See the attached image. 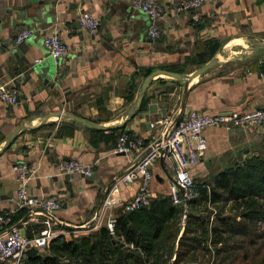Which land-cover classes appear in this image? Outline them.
<instances>
[{"label": "crops", "instance_id": "obj_1", "mask_svg": "<svg viewBox=\"0 0 264 264\" xmlns=\"http://www.w3.org/2000/svg\"><path fill=\"white\" fill-rule=\"evenodd\" d=\"M29 1L0 0V84L12 80L20 91L16 104L0 99V211L15 208L14 198L24 186L14 168L19 163L35 168L25 183L31 195L62 201L53 226L72 227L76 234H88L107 223L110 210L100 206L108 192L118 202L115 214L121 203L136 195L139 181L118 179L132 159L147 149L130 155L115 153L112 145L119 131L112 137L70 115L103 126L123 124L125 132L152 143L160 132L151 129L150 122L168 112L178 119L193 109L209 113L264 109V0H210L189 10H178L180 0H157L162 6L157 40L149 35V16L135 10L131 0H48L37 19L39 33L28 21L15 20L16 12L9 13ZM85 11L100 19L96 33L80 23ZM24 28L32 29L33 36L17 44L15 37ZM57 30L68 47L59 67L44 43ZM213 40L220 47L202 63L200 54L211 52ZM213 58L218 63L188 83L166 73L155 75L146 93L147 109L138 112L142 86L150 73L163 69L187 77ZM133 110L136 114L126 121ZM47 124L55 126L42 127ZM204 133L208 145L192 169L196 180L249 154L264 153V128L215 126ZM71 160L91 166L94 178L75 173L70 188L60 166ZM152 171L155 195L170 194L173 164L160 158ZM44 218L27 212L17 224L26 232ZM94 218L93 226L79 228Z\"/></svg>", "mask_w": 264, "mask_h": 264}, {"label": "trees", "instance_id": "obj_2", "mask_svg": "<svg viewBox=\"0 0 264 264\" xmlns=\"http://www.w3.org/2000/svg\"><path fill=\"white\" fill-rule=\"evenodd\" d=\"M213 41L211 52L200 54L202 63L220 47ZM149 101L146 94L139 113ZM48 126L55 124L42 127ZM116 131L119 135L112 148L123 133L139 137L122 127L101 132L113 137ZM196 184L197 195L185 203L175 204L170 193L155 195L149 206L134 211L117 208L115 235L107 224L81 235L72 227L54 224L56 234L47 245L28 248L19 264H264V153L249 154ZM7 212L11 210L0 211ZM27 212L23 208L11 213L12 224ZM43 220L27 227L28 236L47 229Z\"/></svg>", "mask_w": 264, "mask_h": 264}, {"label": "built area", "instance_id": "obj_3", "mask_svg": "<svg viewBox=\"0 0 264 264\" xmlns=\"http://www.w3.org/2000/svg\"><path fill=\"white\" fill-rule=\"evenodd\" d=\"M210 0H180L178 10H189L198 8ZM135 10L146 13L151 24L149 35L153 40L161 37L159 18L162 13V6L157 0H131ZM82 25L96 33L100 27V19L89 11L82 12L79 16ZM33 36V30L24 28L16 37L15 42L21 44L26 39ZM44 43L52 55L56 66H61L67 45L60 36L59 30L46 36ZM38 59L37 62H40ZM0 99L7 104H16L20 99V91L14 82L7 81L0 84ZM215 126H223L230 130L233 128L259 129L264 128V109L232 111L228 113H209L198 110L184 111L177 119L172 112L162 115L150 122L151 129L159 130V136L152 143L145 145L142 137H133L128 133H123L117 140L113 148L115 153L133 154L134 152L146 148L147 151L138 158L132 159L130 165L119 176L120 181H139L136 195L120 206L124 212L134 211L143 206H149L155 197L152 186L153 171L152 166L158 159L170 161L173 164L174 176L171 193L175 204L186 202V196L191 198L197 195V184L192 169L200 160L201 154L207 148L208 141L205 130ZM20 179L24 186L19 189L14 198L15 208L11 212L0 213V263H6L15 258L11 264H19L28 248L44 247L49 239L56 233L53 231V221L56 218V211L62 207V201L57 198H46L33 196L25 187V183L35 171L33 165L19 163L15 165ZM63 173H80L91 175L93 168L83 162L71 160L64 162L60 166ZM179 186L185 189L182 194ZM113 192H108L100 210H110L107 226L111 234L115 235L116 214L113 212L117 200ZM26 208L29 212L40 213L45 216L47 229L40 235L34 237L21 228L20 224H12L11 213ZM99 216V214H98ZM186 214L182 223H185Z\"/></svg>", "mask_w": 264, "mask_h": 264}, {"label": "water", "instance_id": "obj_4", "mask_svg": "<svg viewBox=\"0 0 264 264\" xmlns=\"http://www.w3.org/2000/svg\"><path fill=\"white\" fill-rule=\"evenodd\" d=\"M57 0H52V3H56ZM34 4H37L39 5L40 7H37L34 9L33 5ZM49 4L48 0H30L29 2H26L24 4H18L16 6H14L12 9L9 10V13L12 14L14 12H16V18L15 20H21V19H24L26 21H28L29 25L33 28L35 27L37 30H36V33H39V24H38V21L37 19L40 18L42 16V13L45 9V6H47ZM30 9H34V12H29L28 10ZM21 46V45H20ZM218 63V59L217 58H213L211 59L209 62H207L206 64H203L202 66H200L194 73H192L190 76H183L181 75L180 73L178 72H173V71H169V70H163V69H157L155 71H153L152 73H150L144 83H143V86H142V90H141V93H140V104H142L143 102V99L147 93V90L149 88V85H150V82L151 80L153 79V77L155 75H157L158 73H166V74H169L173 77H176L178 79H181V80H185L187 83L195 76L201 74V73H204L206 72L208 69H210L211 67H213L215 64ZM11 76H13V74H11ZM14 77V76H13ZM17 85L19 84L18 80H15ZM187 94H188V90L186 89L185 90V94H184V99H183V102L186 101V98H187ZM184 105V103H183ZM137 110H133L128 118L126 119V121H129L135 114H136ZM90 126H94L96 128H99V129H113L115 127H121V125H118V126H114V125H111V126H103L101 124H98L94 121H91V120H87L86 118H83V117H79V116H76V115H70ZM16 133H18V130H16V132L14 134H12L10 136V138L8 139L7 143H9L16 135ZM162 160H164L162 158ZM82 178H85L87 180L91 179V178H94V174H91V175H88V174H81L80 175ZM75 178V173H66L65 174V180L66 181H69V187L71 188L72 187V181ZM180 188V191L182 194L185 193V189L182 187V186H179ZM109 189V187H108ZM108 189H106V191H108ZM106 197V196H105ZM104 197V199H105ZM103 199V200H104ZM190 200L189 197L186 196V202H188ZM98 216V214H97ZM97 222V218H94L91 222H89L88 224L84 225V226H80L79 228H89L91 226H93L95 223Z\"/></svg>", "mask_w": 264, "mask_h": 264}, {"label": "rangeland", "instance_id": "obj_5", "mask_svg": "<svg viewBox=\"0 0 264 264\" xmlns=\"http://www.w3.org/2000/svg\"><path fill=\"white\" fill-rule=\"evenodd\" d=\"M104 203V202H103ZM103 203H102V205H103ZM101 205V206H102ZM101 206H100V208H101ZM215 214V213H214ZM23 258H24V255H23ZM192 264H201L200 262H192Z\"/></svg>", "mask_w": 264, "mask_h": 264}]
</instances>
